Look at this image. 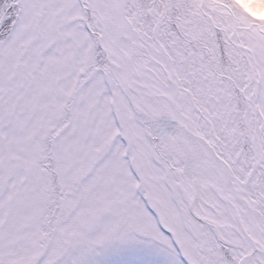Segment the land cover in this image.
Returning <instances> with one entry per match:
<instances>
[{
	"label": "snow or ice",
	"instance_id": "snow-or-ice-1",
	"mask_svg": "<svg viewBox=\"0 0 264 264\" xmlns=\"http://www.w3.org/2000/svg\"><path fill=\"white\" fill-rule=\"evenodd\" d=\"M0 264H264V0H0Z\"/></svg>",
	"mask_w": 264,
	"mask_h": 264
}]
</instances>
